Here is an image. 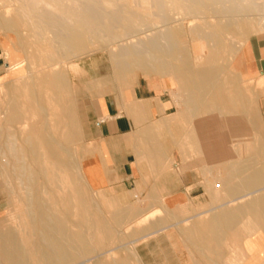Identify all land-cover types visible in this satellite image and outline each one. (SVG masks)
<instances>
[{
  "label": "crops",
  "instance_id": "obj_1",
  "mask_svg": "<svg viewBox=\"0 0 264 264\" xmlns=\"http://www.w3.org/2000/svg\"><path fill=\"white\" fill-rule=\"evenodd\" d=\"M230 48L215 45L202 71L216 92L197 96L190 73L159 72L186 100H205L206 117L184 112L145 76L77 101L85 184L111 200L147 202L145 216L159 211L136 231L142 264H264V36L248 37L238 62L256 100L228 72Z\"/></svg>",
  "mask_w": 264,
  "mask_h": 264
},
{
  "label": "bare ground",
  "instance_id": "obj_2",
  "mask_svg": "<svg viewBox=\"0 0 264 264\" xmlns=\"http://www.w3.org/2000/svg\"><path fill=\"white\" fill-rule=\"evenodd\" d=\"M3 1L10 2L7 7L13 13L3 18L1 27L26 25L36 36L35 44L43 52V61L41 57L39 60L44 63L40 64L44 66L41 69L40 65L39 69L33 66L37 70L35 75V70L33 74L27 70L30 71L27 82L31 81V85L24 84L21 88L25 90L22 94L25 100L15 88V98L11 100L15 103L21 98L22 102H16L11 111L7 109L8 125L22 118L25 133L18 126L23 134L19 132L21 135L17 137L6 133L10 130L7 127L4 140L0 139L2 171L7 175L11 168L12 174L8 198L18 206L17 217L13 216L21 227L19 232L11 225L0 229V264H99L98 259L97 263L90 262L105 253L114 258L112 245L96 252L103 237L114 234V228L98 219L100 211L95 205L81 198L77 200L71 191L66 192L70 179L67 173H74V168L65 148L75 136L72 130L75 117L69 94L60 90H68L69 86L61 66L64 68L66 59L91 41L102 40V48L109 52L110 61L118 71L133 66L163 73L187 72L197 96L216 92L217 84L202 74L208 62L213 61L214 46L230 44L232 55L236 45L230 37L248 33L263 19L264 0H259L262 4L256 0H0ZM185 20L187 29L183 25ZM139 33L144 36L137 37ZM181 33L200 40L203 48L193 51L179 45L177 38ZM224 38L228 41L224 42ZM160 40L167 41L165 49ZM55 46L66 56L63 60H54ZM50 109L55 110L57 126L67 130L58 138L47 122ZM34 113L39 115L37 124L32 119ZM84 191L87 195L86 190L81 194ZM114 219V222L118 220ZM124 262L120 259L111 264Z\"/></svg>",
  "mask_w": 264,
  "mask_h": 264
},
{
  "label": "rangeland",
  "instance_id": "obj_3",
  "mask_svg": "<svg viewBox=\"0 0 264 264\" xmlns=\"http://www.w3.org/2000/svg\"><path fill=\"white\" fill-rule=\"evenodd\" d=\"M257 1L259 2L258 4H262L261 1L256 0V2ZM8 3L10 2H7V3H5L4 1L0 2V24L2 23L3 18L11 16L13 13L12 8L7 7ZM1 4H4V6ZM258 15L259 14H257L256 16ZM261 15L263 19L260 18L259 19L260 21L258 20V23H255V25L251 27L248 33L243 34V33L236 32V33H239L240 35H237L235 37H230L233 40L235 39L232 44L236 46H234L235 54L232 60L230 61L228 72H230L232 76L234 77V83L242 91L245 97V100H256V92H255L252 82L243 79L239 74V71H238L239 56H240L241 48L248 37L252 35L264 36V24H263L264 23V12H262ZM183 25L184 27H186L185 29H187L186 20L184 21ZM31 34L32 32L29 30V28L26 25L20 28H10V29L2 28L0 25V46L2 48L0 60L1 62L4 63L1 69V74H0V113H1L0 115V135L2 134L0 139L2 138L3 135H5L3 134L5 133L4 130L6 131L10 129L11 131L9 130V132L7 131L6 133H13L17 137L23 134L21 132L25 133V130H23L22 128L23 125L21 124L22 118H19L17 121H14L15 124L14 122L11 121V125H8L9 122L6 120H7L8 114L10 113L8 112V110L10 109L9 111H11L12 108L15 106L16 102L17 103L20 101L22 102L21 98L25 100V98H23L22 96L23 91L25 90L24 89L21 90V88H24L23 86L24 84L31 85L30 84L31 81L27 82V75H28L27 72L32 71L31 74H33L34 72L33 70H35L33 74L35 75L37 71L36 69H39V65H40V69L41 67L44 66V64L41 66V64L44 63L42 62L43 58L41 56L43 52L39 49L37 44H35L36 36L33 34L31 35ZM139 34L137 35V37H141L143 35L142 33H139ZM177 41L179 45H183L187 49L190 48L193 51L203 48L202 47L203 43L197 38L192 37L190 35H185L181 33L178 36ZM166 42L167 41L165 40H160V45L164 49L166 48ZM101 43H102V40L100 41L95 40L94 42L91 41V44L90 43L87 44V46L83 50H81L80 52L72 56H69L68 59L70 57L71 58L69 60L66 59L64 68H62L61 66V69L64 71L68 84H69L67 88L69 92L68 90H64L63 88H60V90H63L64 94L66 95L69 94L68 96L70 100L72 101L74 117H75L74 127L72 129L75 131V132L73 131L75 136H74L73 141L69 142L67 144V148H65L66 155L74 168V173L73 172L67 173V175H69L68 178H70L72 182L70 181V179H68L69 182L67 183L69 184V186L67 184L66 188L69 190L66 191L67 189H64V191L66 192L71 191V193L74 196L75 195L77 196V197L75 196L76 199L78 198L77 200L84 199L86 200V203L88 200V203L90 204L92 203V205H95L100 211V212H97L98 219H100L101 222H105V224L109 225L110 228L112 229L114 228L113 229L114 231L116 230L115 232L112 230L114 234H112L111 237L104 236L102 245L100 244L99 245L100 247L98 246L96 248V252H100L105 249L112 248L110 247L112 245L114 248L113 249L114 258H111L108 253H105L99 256L98 258H96L95 260L91 261L90 263H94V262L97 263L98 261L99 264H111L115 260L118 261L121 259L125 261L124 262L125 264H142L136 253L137 243L134 241L137 236L136 231L140 230L141 228H143L144 225L148 224L149 219H154L156 217L155 215L159 214V211L146 214L145 216L144 215V209H145L144 203L146 204L147 202H144L141 199H134L132 201L111 200V199L106 198L103 194L99 192H94L90 190L88 186L85 184L82 173H81V169H80V160L82 156L83 142H82L80 124H79V120L77 116V101L81 100L82 98H86V97L88 98L89 96L93 97V95H99V94L110 92V91L123 92L130 85H132V83L138 77H141V76H145L156 82H160L163 89L168 92V94L171 96L173 100H182L183 111L188 112V113H193L195 117L196 116L206 117V112L203 111V108L205 106L204 104L205 100L202 103L201 102L198 103L199 101L194 102L192 100H186L185 94L182 93L180 90H178L176 82L173 80L171 76L160 74L159 72H156L153 69L142 70V69L132 66L129 69L118 71V69L115 68L112 62L110 61L109 52L102 48ZM208 45H211V44H208ZM27 46H30V48ZM36 49H38L39 51ZM39 57H41L42 63L40 62L41 59ZM53 57H54V60H63L66 56L64 55L62 51H60L59 47L55 46ZM33 66L36 69H33L34 68ZM28 69L30 71H27ZM25 71L27 74H25ZM15 88L18 89L17 91L21 94V98L16 100L14 103V99L13 100L11 99L15 98V96L13 95ZM8 100H10L9 102L10 104L8 103ZM7 104H9V106ZM54 112H55L54 109L53 110L50 109V111L48 112L49 117L47 119V122L51 123L50 125H52L54 128V135L56 138H58L66 134L64 133V131L67 132V130L66 129L63 130L61 126L60 127L57 126L55 122L57 120L55 118ZM34 115H33L34 118L32 119L34 123L37 124L38 123L37 121H39V115L36 113H34ZM1 116L2 117L5 116V117L2 118ZM3 119L6 122H4ZM191 123L193 122L191 121L188 122V127L191 126L190 125ZM5 126H6V129H5ZM7 127L9 129H7ZM17 127L21 130V132ZM1 128L2 129L4 128V129L2 130ZM12 128L16 129L14 130L15 133L12 132L13 130ZM16 132H18L19 135L16 134ZM1 146L2 145H0V148ZM1 150L2 149H0V152ZM0 155H2V152L0 153ZM1 159H2V156H0V161ZM1 163L2 161L0 162V165H1L0 167V205L2 204L4 206L3 207L2 205L0 206V224H1L0 229L11 225L10 227L14 228V230L16 229V232H17L18 230L21 229V227L18 226L20 225L18 224L19 220L18 218H16L18 206L14 201H11V199L8 198L10 196H9V191H7V190H10V186H11L10 183L12 182L11 180L9 181L10 176H12V174H10L11 168H9L10 170L7 168L10 172L8 171L6 175L5 174L6 172L2 171ZM3 173L6 175L5 177ZM8 173L10 174L9 176H8ZM4 178H7L8 180ZM8 182H9V185H7ZM72 184L75 186L74 188H72L73 187ZM71 188L75 190V193ZM83 190H86V192H88L87 195L85 191L83 192L85 194L83 193L81 194ZM76 191L78 194L76 193ZM89 196H90V199H89ZM151 203L154 205H157V202L156 203L151 202ZM13 215L16 217H14ZM114 218H117L118 220L114 222L115 220ZM105 219L107 221H105ZM15 224L17 227H19L18 229L15 226Z\"/></svg>",
  "mask_w": 264,
  "mask_h": 264
}]
</instances>
